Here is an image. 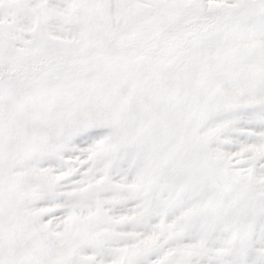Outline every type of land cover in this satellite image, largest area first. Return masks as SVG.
I'll use <instances>...</instances> for the list:
<instances>
[{
    "label": "snow or ice",
    "instance_id": "obj_1",
    "mask_svg": "<svg viewBox=\"0 0 264 264\" xmlns=\"http://www.w3.org/2000/svg\"><path fill=\"white\" fill-rule=\"evenodd\" d=\"M0 264H264V0H0Z\"/></svg>",
    "mask_w": 264,
    "mask_h": 264
}]
</instances>
